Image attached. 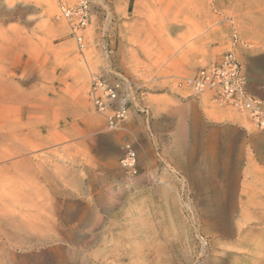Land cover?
<instances>
[{"label":"rangeland","instance_id":"obj_1","mask_svg":"<svg viewBox=\"0 0 264 264\" xmlns=\"http://www.w3.org/2000/svg\"><path fill=\"white\" fill-rule=\"evenodd\" d=\"M82 1L80 48L59 6ZM227 52L264 99V0H0V123L31 130L22 157L0 159L22 228L0 235V264H264V130L184 84ZM93 75L120 82L115 130L92 106ZM23 158L30 170L13 171Z\"/></svg>","mask_w":264,"mask_h":264},{"label":"built area","instance_id":"obj_2","mask_svg":"<svg viewBox=\"0 0 264 264\" xmlns=\"http://www.w3.org/2000/svg\"><path fill=\"white\" fill-rule=\"evenodd\" d=\"M59 10L62 17L68 21L77 17L78 21L76 27L72 28V33L78 46L82 48V37L76 32L87 23L84 2L82 1L75 9L60 5ZM184 84L193 96L210 92L217 100L246 110L253 124L264 130V100L255 97L247 90L242 64L232 52L225 53L219 62L200 68L193 76L186 78ZM120 91L119 80H111L103 75L91 77L89 98L94 110L104 117L109 130L117 129L128 116L126 100L120 97ZM119 165L126 174L130 176L137 174L136 152L129 144L122 148Z\"/></svg>","mask_w":264,"mask_h":264},{"label":"bare ground","instance_id":"obj_3","mask_svg":"<svg viewBox=\"0 0 264 264\" xmlns=\"http://www.w3.org/2000/svg\"><path fill=\"white\" fill-rule=\"evenodd\" d=\"M56 14L54 13V10L50 9L49 11V17L53 18ZM80 85L84 88L86 85V80L82 79L81 82L79 81ZM13 95V94H12ZM7 99H12L7 97ZM13 100V99H12ZM11 100V101H12ZM10 102V101H9ZM16 106V105H15ZM5 107V106H4ZM18 107V106H17ZM238 109V108H237ZM242 110V109H239ZM249 115V113H248ZM1 117V116H0ZM3 117V116H2ZM250 118V115H249ZM4 119V118H3ZM7 123H3V121L0 123V159L8 158V160L17 156H21L22 150L21 147L18 146L19 142H23L27 139V136L31 135V130L26 126V124L21 122V119H16L13 121L6 120ZM43 130V129H42ZM42 130H37V132H34L36 134H41ZM48 130V128H47ZM33 132V131H32ZM50 132V131H49ZM48 133V132H47ZM46 134V133H45ZM37 135V137H38ZM35 136V135H34ZM33 136V137H34ZM36 138V137H34ZM41 138V136H40ZM29 139V137H28ZM31 140V139H30ZM34 140V139H33ZM32 140V141H33ZM35 142V141H33ZM32 142V143H33ZM44 146V145H43ZM42 146V147H43ZM25 147V146H24ZM29 147V146H28ZM37 147V146H36ZM48 147V146H47ZM26 148V147H25ZM35 148V146H32V149ZM28 150V149H27ZM40 151V149H38ZM44 150V149H41ZM24 151V150H23ZM26 151V150H25ZM32 152V151H31ZM28 154V153H27ZM23 155V154H22ZM15 159V158H14ZM13 159V160H14ZM6 160V159H5ZM16 160V159H15ZM18 160V159H17ZM32 160V159H31ZM31 163V162H30ZM36 164V163H35ZM7 166V165H6ZM25 167L29 169L30 164L29 160L22 159L20 161H16L10 165V168L13 169V171L18 169L19 167ZM32 167V166H31ZM41 167V166H40ZM1 168V167H0ZM5 168H2L0 170V193L4 191V189L8 187H14L19 184V179L7 177L3 172H5ZM30 170V169H29ZM31 170H33L31 168ZM38 171V169L36 168ZM9 171V170H8ZM10 173V172H9ZM30 174V173H29ZM13 175V174H12ZM9 176V175H8ZM21 184V183H20ZM0 235L4 236L8 241H13V235L16 234V232L22 231V228L16 224H14L15 218L9 217L10 215L5 211L6 205L3 203V196L0 195ZM3 203V204H1ZM9 209V208H8ZM13 216V215H12ZM8 218V220H6ZM22 218V217H21ZM24 219V218H23ZM13 228L16 230V232H13Z\"/></svg>","mask_w":264,"mask_h":264},{"label":"crops","instance_id":"obj_4","mask_svg":"<svg viewBox=\"0 0 264 264\" xmlns=\"http://www.w3.org/2000/svg\"><path fill=\"white\" fill-rule=\"evenodd\" d=\"M255 97H257V96H255ZM257 98H259V97H257ZM259 99L264 100V99H262V98H259Z\"/></svg>","mask_w":264,"mask_h":264}]
</instances>
